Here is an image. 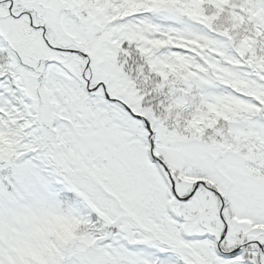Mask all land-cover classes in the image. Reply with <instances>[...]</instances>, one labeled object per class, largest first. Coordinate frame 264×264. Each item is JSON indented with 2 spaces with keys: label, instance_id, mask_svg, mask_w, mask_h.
I'll return each instance as SVG.
<instances>
[{
  "label": "snow or ice",
  "instance_id": "obj_1",
  "mask_svg": "<svg viewBox=\"0 0 264 264\" xmlns=\"http://www.w3.org/2000/svg\"><path fill=\"white\" fill-rule=\"evenodd\" d=\"M0 264H264V0H0Z\"/></svg>",
  "mask_w": 264,
  "mask_h": 264
}]
</instances>
